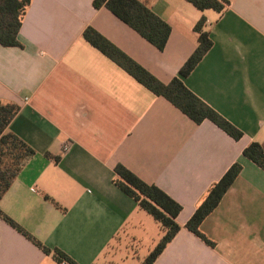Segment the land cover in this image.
Instances as JSON below:
<instances>
[{
  "label": "crops",
  "instance_id": "1",
  "mask_svg": "<svg viewBox=\"0 0 264 264\" xmlns=\"http://www.w3.org/2000/svg\"><path fill=\"white\" fill-rule=\"evenodd\" d=\"M139 1L171 26L162 50L93 0H32L22 46L0 44V100L20 106L8 130L35 150L0 209L78 264H141L164 229L114 183L122 164L182 206L154 264H264V170L243 155L264 142V0H229L220 12ZM202 17L213 45L183 81L243 132L238 140L196 123L83 36L94 27L169 83L195 51ZM235 162L240 174L201 224L210 245L186 223ZM0 264L59 263L0 217Z\"/></svg>",
  "mask_w": 264,
  "mask_h": 264
},
{
  "label": "trees",
  "instance_id": "2",
  "mask_svg": "<svg viewBox=\"0 0 264 264\" xmlns=\"http://www.w3.org/2000/svg\"><path fill=\"white\" fill-rule=\"evenodd\" d=\"M188 1L200 10L214 9L218 12L229 4V0ZM31 2L32 0H0L1 45L6 47L22 46L19 40V31ZM93 6L95 8L107 7L158 49L162 50L166 46L171 33L170 24L139 0H93ZM205 24V17H202L196 23L195 30L199 33L198 45L181 67L180 76L174 77L169 83L162 82L94 27L88 26L84 30L83 36L91 45L126 70L147 89L157 96L168 99L196 123L211 120L238 140L243 136V132L198 97L183 81V78L194 70L213 45L210 32L204 29ZM19 110L20 106L18 104L0 100V200L11 187L26 160L35 153V150L28 143L8 130L10 122ZM243 155L264 170V142H251L244 149ZM241 170L242 164L240 162L233 163L223 176L209 187L204 199L186 223V227L190 231L210 245H214L215 242L202 232L201 224L219 205ZM115 172L117 176L114 183L136 200L139 207L149 213L164 229L160 241L141 262V264H154L181 228L176 219L182 210V206L159 186L145 182L126 166L116 165ZM46 198L50 199L48 196ZM0 217L22 232L45 253L52 254L59 264H78L62 250L58 248L50 249L44 245L1 209Z\"/></svg>",
  "mask_w": 264,
  "mask_h": 264
},
{
  "label": "built area",
  "instance_id": "3",
  "mask_svg": "<svg viewBox=\"0 0 264 264\" xmlns=\"http://www.w3.org/2000/svg\"><path fill=\"white\" fill-rule=\"evenodd\" d=\"M69 149V145L66 143L64 146V151H67Z\"/></svg>",
  "mask_w": 264,
  "mask_h": 264
},
{
  "label": "rangeland",
  "instance_id": "4",
  "mask_svg": "<svg viewBox=\"0 0 264 264\" xmlns=\"http://www.w3.org/2000/svg\"><path fill=\"white\" fill-rule=\"evenodd\" d=\"M145 213H147V212H145ZM147 215H149V217L151 218V219H153L154 221H156L149 213H147Z\"/></svg>",
  "mask_w": 264,
  "mask_h": 264
}]
</instances>
